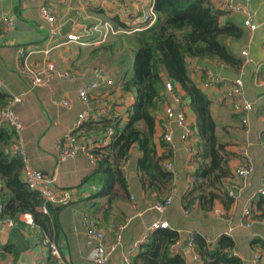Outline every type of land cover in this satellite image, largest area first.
<instances>
[{
  "label": "crops",
  "instance_id": "obj_1",
  "mask_svg": "<svg viewBox=\"0 0 264 264\" xmlns=\"http://www.w3.org/2000/svg\"><path fill=\"white\" fill-rule=\"evenodd\" d=\"M232 1L247 9L252 23H260L264 18V0ZM151 3L152 0H0V17L8 16L11 19V25L3 31L0 38V82L4 87V93L21 98V102L12 107V113L22 127L19 146L24 154L25 164L28 168L41 172L45 177L52 178L57 190H67L71 195L67 205L54 208L56 210L52 222L50 221L52 236L48 238L55 244L60 257L67 264H92L89 258L91 248L84 243L82 219H89L94 227L103 232L106 245L112 244L115 226L126 223L120 234L119 246L105 263L122 264L121 257L128 251L130 242L138 240L151 223L165 222L169 229L176 232L182 246L187 236L191 234L202 237L211 249L214 248L217 238L224 235L234 242V248L226 251L227 257L235 253L237 256L233 258L238 259L240 264H251L250 255L259 252L264 263V248L250 244L255 240L264 243V222L253 220L248 228L239 225L242 208L252 207L258 198L256 191L264 174V86L257 87L254 84V77L264 78V28L249 33L241 24L243 16L226 13L222 10L219 0H209L214 8L224 12L219 22L237 24L243 31L240 39L225 41L233 54L240 59L241 65L234 71L217 62L199 61L191 62L189 70L198 86L200 75L198 69L203 67H210L214 74L224 80L209 90L204 91L200 86L199 89L211 100L210 113H216L220 120L218 127L222 136L219 139L216 134L217 138L221 142L228 141L226 149L235 154V159L229 162L231 171L229 179L234 178L232 170L238 164L236 156L238 149L246 148L253 159V172L244 184L239 185V198L236 203L230 202L225 207L215 203L212 210L206 214L192 208L184 213L185 210L180 205V196L191 190L189 174L194 169L192 164L194 155L187 156L183 152L179 141L180 132L174 125L170 128L175 153L169 154L160 146L159 124L163 122L162 108L163 103L167 102L165 95L161 110L154 116L156 132L152 139L156 154L165 157V161H170L174 173L172 177L174 193L169 207L162 213L152 209L158 195L142 191L136 168L140 153L135 145L130 147L127 158L119 164L126 181L125 194L115 189L109 195L98 197L97 194L104 186V176L97 172L95 159L89 160L79 150L71 159L65 161L57 159L55 142L71 131L77 114L83 108L76 98V92L92 80L91 73L94 68H100L104 78L110 80L114 86L105 87L101 84L93 91L91 102L98 115H92L83 125L81 124V128L74 131L76 147L83 146L91 155L94 148L105 146L108 138L100 137L96 123L103 118L115 116H120L119 119L125 121V108L133 101L131 94H119L116 88L119 78L131 73V56L126 59V64L119 65L118 59L122 57L123 50L112 43L117 37L126 34L110 35L95 46L89 45L88 42L98 39L99 33L92 32L88 38L82 39V42H86L84 46L65 42L64 34L78 32L83 34L97 25H92L93 23L114 18L135 26L136 17L143 10L151 8ZM40 6H46L51 10L55 17L56 31L52 32L48 24L40 18L38 13ZM19 48L29 53L28 64L48 60L58 68L67 70L70 78L65 82L55 81L48 88H30L29 83L16 69ZM243 49L248 52L247 63H243L240 58V51ZM195 66L197 69H193ZM233 79H240L244 97L254 104L253 110L247 115L249 124L247 135L242 131L238 116L233 117L235 114L231 111L230 104L222 97V91ZM174 88L181 95L183 113L192 125V115L186 107L185 98L182 97L178 86L174 85ZM112 96L115 97L116 104L111 108L108 102ZM61 99L68 101V109L57 104ZM106 111L107 115H104ZM229 113L235 119V123L225 122L224 118ZM215 125L218 129L216 122ZM190 142L195 152L194 133ZM15 149L17 150V146ZM225 183L228 184V180ZM113 192L116 197H113ZM224 215L231 217L230 231H227L228 226L221 220ZM13 220L12 227L0 224V264L32 262L47 264L51 260L49 250L40 244V240L49 234L41 232L34 224L33 227H29L18 223L16 218ZM4 246H10L11 251L2 252L1 248ZM184 258L185 264H192L190 258Z\"/></svg>",
  "mask_w": 264,
  "mask_h": 264
},
{
  "label": "trees",
  "instance_id": "obj_2",
  "mask_svg": "<svg viewBox=\"0 0 264 264\" xmlns=\"http://www.w3.org/2000/svg\"><path fill=\"white\" fill-rule=\"evenodd\" d=\"M151 6L155 20L150 27L140 31H134L143 27L138 24L130 26L116 18L111 22L105 20L115 29L127 32L112 44L123 50L122 57L118 59L119 65L126 64V59L131 56V73L122 75L116 88L119 94H131L133 101L125 108V121L115 116L96 123L101 138L107 128L113 131L105 146L94 148L91 152L97 172L104 176V186L97 196L109 195L115 189L125 194L126 181L119 164L127 158L133 145L140 153L136 168L142 191L157 194V201L170 194L172 178L160 165L165 157L156 154L152 142L156 132L154 116L162 108V89L166 79L180 88L192 115L196 139L192 157L194 169L189 174L192 186L190 191L180 196V205L185 211L192 208L206 214L215 203L225 207L231 202L226 196L228 184L225 181L230 178L229 162L235 159V154L226 149L228 143L217 138L216 125L210 113L211 100L195 83L189 64L211 61L236 71L241 61L225 41L240 39L243 31L231 22L221 24L219 20L224 12L214 8L209 0H152ZM109 101L110 107H114L115 97L112 96ZM7 102L8 95L0 90V112ZM160 146L163 147L161 142ZM21 167L13 130L0 120L1 216L15 219L19 214L29 213L33 224L41 232L48 233L47 236H52L50 221L56 209L47 205V215L38 211L41 199L22 182ZM113 197H116L115 192ZM250 210L252 221L264 222V197L258 196ZM191 236L193 246L190 251L198 257L195 264H240L238 259L226 256V251L234 248V242L229 237L219 236L214 248L210 249L202 237ZM175 242H179L175 231L156 229L129 257L130 263L185 264V258L169 248ZM250 244L264 248V243L258 240ZM1 251L7 253L11 247L4 246ZM261 264H264L263 261Z\"/></svg>",
  "mask_w": 264,
  "mask_h": 264
},
{
  "label": "built area",
  "instance_id": "obj_3",
  "mask_svg": "<svg viewBox=\"0 0 264 264\" xmlns=\"http://www.w3.org/2000/svg\"><path fill=\"white\" fill-rule=\"evenodd\" d=\"M222 10L226 13L238 14L243 16L242 26L249 32L252 33L258 28H264V18L260 23H252L250 15L247 9L238 3H234L232 0H219ZM39 16L45 21L50 27L51 31L54 32L57 30L55 17L53 16L51 10L46 6H40ZM155 20V14L152 12L151 8L143 10L136 20V24L139 27L134 29V31H140L143 28L150 27ZM97 25L91 27L90 29L84 31L83 34H72L65 33L64 38L67 43H74L76 45H86V42H82V39L88 38L92 32L99 33L98 39L88 42L89 45L95 46L107 39L108 36L124 33L119 29H115L109 22L100 21L96 23ZM11 25V19L8 16L0 17V38L2 37L3 31L6 30ZM46 53V51L44 52ZM29 53L25 49L19 48L16 56V69L21 77L29 83L30 88H48L55 81L65 82L70 78V74L67 70L58 68L51 61H41L35 62L33 64H28L27 55ZM240 58L243 63L249 62L248 52L243 49L240 51ZM193 69H197L195 66ZM199 72V86L204 90H209V88L214 87L216 84H221L224 80L217 74H214L210 67H203L198 69ZM239 73L242 74L240 71ZM92 80L85 83L81 88L76 92V98L82 105V110L77 114L75 122L71 126V131L66 133L64 137L55 142V147L57 150V159L58 161H65L71 159L77 150L85 154L89 160L93 157L87 153L86 149L83 146L76 147V138L74 136V131L78 130L80 125L86 119L91 118L92 115L96 114L92 106V93L96 89L104 84L105 87L112 86L110 80L105 79L103 72L100 68H94L92 70ZM254 84L257 87L264 86V78L254 77ZM0 90L4 91V87L0 82ZM163 95L167 98V102L163 103V122L159 124V138L163 144V149L169 154L175 153V146L172 142V130L171 125H174L180 132L179 141L181 143V148L187 156H193L194 150L191 144V139L193 137V127L187 121L183 110H182V98L181 95L174 88L172 82L165 79L163 82ZM222 97L226 100L231 107V111L239 116L240 126L244 135L249 133V124L247 120L248 113L253 110L254 104L248 101L244 97V92L242 89V82L240 79H233L230 81L225 89L222 91ZM21 102L20 96L8 95V102L5 105L4 109L0 112V120L12 128L15 136V146H17V154L21 158L22 167H21V180L25 186L35 192L41 199V206L38 208V211L44 215H47V205L54 207L67 205L70 201L71 195L67 190H57L54 186V180L52 178L45 177L41 172L37 170H32L27 167L25 164L24 154L21 151L19 146V136L22 131V127L18 122L17 118L12 113V107ZM57 104L65 109L69 108V103L65 99H61ZM107 112H104V115H107ZM98 115V114H96ZM100 117V114H99ZM113 134L111 128H107L104 133L105 138H109ZM238 164H236L232 170L233 179L228 180L227 185V198L231 201L232 204L236 203L239 198V185L244 184L248 177L253 172V159L248 153L246 148L238 149L236 153ZM122 167L124 164L121 165ZM161 167L170 175L172 178L174 176L173 169L169 160H166L162 163ZM124 168V167H123ZM1 188V184H0ZM174 191L170 190V194L165 196L162 200L156 201L152 209L158 213H162L166 208L169 207L172 195ZM258 196L264 197V174L260 179V186L256 191ZM2 211V201L0 200V224L7 227H12L14 220L7 216H1ZM185 211L184 213H187ZM231 217L229 215L222 216V222L228 226L230 231ZM16 221L22 223L29 227H33L32 217L29 213H22L16 216ZM252 223L251 220V210L249 206L243 207L241 210L239 225L244 228H248ZM83 226V236L84 243L86 246L91 248L90 251V260L92 264H105L115 249L120 244V234L123 229L126 227V223L117 224L113 230V240L111 245L105 244L104 234L101 230L94 227L89 219H82ZM169 228L165 222H153L147 228L144 229L142 236L135 241H132L128 245V251L121 257L122 264H131L129 257L136 252V249L139 245L145 243L149 237V234L156 229H167ZM49 236H44L40 240V244L48 247L49 255L51 260L47 264H67L60 257L58 250L55 244L48 238ZM193 246L192 236H187L185 244L182 246L179 242H175L169 245L170 249L175 250L180 256L186 257L189 255L191 261L195 264L198 262V257L195 254L191 253V248ZM235 253L229 255V257H236ZM249 261L251 264H261L262 258L258 252H254L250 255ZM31 264H46L44 262L37 263L32 262Z\"/></svg>",
  "mask_w": 264,
  "mask_h": 264
},
{
  "label": "rangeland",
  "instance_id": "obj_4",
  "mask_svg": "<svg viewBox=\"0 0 264 264\" xmlns=\"http://www.w3.org/2000/svg\"><path fill=\"white\" fill-rule=\"evenodd\" d=\"M99 21H100V19H99ZM96 23H100V22H95V23H93L92 25H94V24H96ZM213 113L214 112H212L211 113V116H212V118H213V121H215L216 122V124H218L217 125V127L218 126H220V120H219V118L217 117V114L216 113H214V115H213ZM236 115V114H235ZM225 119V122L228 124V123H235L236 121H235V119L230 115V113L224 118ZM234 119V120H233ZM223 129V128H222ZM216 131V134L218 135V137H219V139H221V134H222V132L219 130V127H218V129H216L215 130ZM230 139V138H229ZM231 140V139H230ZM223 143H228V141H224ZM229 143H230V141H229ZM231 144V143H230ZM233 147V146H232ZM238 247H239V245H238Z\"/></svg>",
  "mask_w": 264,
  "mask_h": 264
},
{
  "label": "water",
  "instance_id": "obj_5",
  "mask_svg": "<svg viewBox=\"0 0 264 264\" xmlns=\"http://www.w3.org/2000/svg\"><path fill=\"white\" fill-rule=\"evenodd\" d=\"M187 258H190L189 255L186 256Z\"/></svg>",
  "mask_w": 264,
  "mask_h": 264
},
{
  "label": "clouds",
  "instance_id": "obj_6",
  "mask_svg": "<svg viewBox=\"0 0 264 264\" xmlns=\"http://www.w3.org/2000/svg\"><path fill=\"white\" fill-rule=\"evenodd\" d=\"M6 94V93H5ZM258 196V195H257ZM250 207V206H249Z\"/></svg>",
  "mask_w": 264,
  "mask_h": 264
}]
</instances>
